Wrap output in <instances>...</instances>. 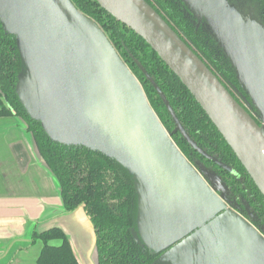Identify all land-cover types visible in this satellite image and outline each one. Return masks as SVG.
Listing matches in <instances>:
<instances>
[{
  "label": "water",
  "instance_id": "obj_1",
  "mask_svg": "<svg viewBox=\"0 0 264 264\" xmlns=\"http://www.w3.org/2000/svg\"><path fill=\"white\" fill-rule=\"evenodd\" d=\"M97 1L142 36L181 79L264 194L259 14L232 0H183L205 21L243 92L227 88L146 0ZM0 21L15 35L25 65L15 90L29 116L52 140L102 152L133 174L139 193L134 237L160 254L153 264H264L262 229L236 210L237 203L228 207L221 176L200 160L191 161L173 135L180 133L222 168H233L192 138L138 59L175 123L172 132L103 28L72 0H0Z\"/></svg>",
  "mask_w": 264,
  "mask_h": 264
},
{
  "label": "trees",
  "instance_id": "obj_2",
  "mask_svg": "<svg viewBox=\"0 0 264 264\" xmlns=\"http://www.w3.org/2000/svg\"><path fill=\"white\" fill-rule=\"evenodd\" d=\"M146 1L227 88L232 90L236 86L244 92L234 67L208 31L205 21L199 22L183 0ZM72 2L103 28L140 80L151 106L164 126L172 132L175 123L164 101L136 64L134 57L160 86L192 138L208 153L245 175L248 186L254 187L257 197L264 203V194L201 104L150 44L110 14L97 0ZM262 2V13L257 16L264 22V0ZM24 70L25 65L16 37L7 33L0 21V117L20 116L26 122L39 154L60 183L65 211L71 213L83 207L90 217L96 233V264H153L160 254L151 252L134 237V231L137 230L139 193L133 174L116 159L102 152L83 145H65L52 140L40 122L29 116L16 94L18 75ZM173 139L185 155H190L189 158L200 156L180 133L174 134ZM205 160L212 163L206 158ZM222 171L228 177L234 178L230 172L224 169ZM34 238L44 242L37 264H80L66 232L61 227H53L42 233L35 232Z\"/></svg>",
  "mask_w": 264,
  "mask_h": 264
},
{
  "label": "crops",
  "instance_id": "obj_3",
  "mask_svg": "<svg viewBox=\"0 0 264 264\" xmlns=\"http://www.w3.org/2000/svg\"><path fill=\"white\" fill-rule=\"evenodd\" d=\"M20 118L0 117V264H37L44 242L34 234L53 227L66 232L80 264H96L90 217L83 207L65 211L60 183Z\"/></svg>",
  "mask_w": 264,
  "mask_h": 264
},
{
  "label": "flooded vegetation",
  "instance_id": "obj_4",
  "mask_svg": "<svg viewBox=\"0 0 264 264\" xmlns=\"http://www.w3.org/2000/svg\"><path fill=\"white\" fill-rule=\"evenodd\" d=\"M236 2L238 5H241L245 9L252 8L255 12L262 13L263 2L262 0H232ZM258 14V13H257ZM199 20V19H198ZM204 21V20H202ZM201 21V22H202ZM200 22V21H199ZM259 123L260 121L257 120ZM200 154L199 157L192 156L191 161L200 160L204 165L209 167L210 169L216 171L220 176L222 181L226 184V197H227V205L228 207L234 206L237 203L236 210H238L244 217L249 219L255 226L261 228L264 232V203L259 200L257 197L256 190L251 185L248 186L245 175L239 173L237 169L233 166V171H228L221 166L217 165L212 160L206 158L204 155ZM204 156V157H203ZM215 156V155H214ZM190 157V155H189ZM200 158H204L203 160ZM206 159L210 160L212 163L207 162ZM226 170L230 172L232 177H228L225 172L222 170ZM226 175V176H225Z\"/></svg>",
  "mask_w": 264,
  "mask_h": 264
},
{
  "label": "rangeland",
  "instance_id": "obj_5",
  "mask_svg": "<svg viewBox=\"0 0 264 264\" xmlns=\"http://www.w3.org/2000/svg\"><path fill=\"white\" fill-rule=\"evenodd\" d=\"M257 13L260 15V13L257 11ZM20 117V116H19ZM21 119V118H20ZM22 120V119H21ZM23 121V120H22ZM24 122V121H23Z\"/></svg>",
  "mask_w": 264,
  "mask_h": 264
}]
</instances>
